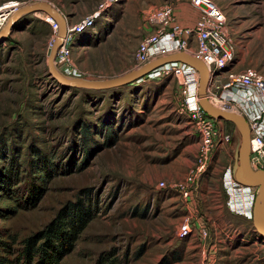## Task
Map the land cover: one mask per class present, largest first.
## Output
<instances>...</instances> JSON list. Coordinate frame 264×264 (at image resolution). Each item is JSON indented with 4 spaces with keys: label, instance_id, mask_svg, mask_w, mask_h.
Instances as JSON below:
<instances>
[{
    "label": "rangeland",
    "instance_id": "obj_1",
    "mask_svg": "<svg viewBox=\"0 0 264 264\" xmlns=\"http://www.w3.org/2000/svg\"><path fill=\"white\" fill-rule=\"evenodd\" d=\"M9 1L50 4L75 19L71 26L104 2L0 0V7ZM213 2L233 44L234 60L226 69L252 67L264 76V0ZM187 5L198 13L191 0H121L73 37V68L90 81L136 69L134 53L151 30L147 13L167 9L178 23ZM46 17L20 18L0 42V181L10 186L8 193L0 188V240L13 236V250H20L23 239L61 210L82 203L90 220L59 264H264V238L227 206L232 198L224 179L234 161V126L213 120L215 139L231 141L218 143L185 202L174 185L192 169L199 135L189 123L180 80L168 74L107 91L64 88L48 74L56 34ZM216 81L210 79L206 94L219 108L223 94L216 87L224 79ZM229 106L246 112L243 103ZM188 211L207 231L202 243L196 233L183 241L175 237Z\"/></svg>",
    "mask_w": 264,
    "mask_h": 264
},
{
    "label": "built area",
    "instance_id": "obj_2",
    "mask_svg": "<svg viewBox=\"0 0 264 264\" xmlns=\"http://www.w3.org/2000/svg\"><path fill=\"white\" fill-rule=\"evenodd\" d=\"M121 0H104L99 10L87 17L79 24L68 26L66 36L58 48L54 60L56 70L66 78H80L81 75L73 68L71 59L70 43L73 37L90 29L102 11L108 10ZM7 4V5H6ZM0 7V30L5 26L8 19L22 6L21 2L9 1ZM8 6V7H7ZM191 6L198 12V17L192 26H181L173 18L167 9L149 11L146 23L151 29L144 35L134 53L136 68L167 57L179 52H186L199 59L207 68L210 79L220 81L224 79L217 89H221L223 97L219 101V109L233 112L230 103H243L246 112L236 114L243 117L250 131V155L249 164L252 170L264 171V76L252 67L240 71L226 69L234 60L233 44L230 32L226 27V19L220 8L213 0H191ZM3 8V9H2ZM45 21L52 31L57 34L58 25L48 16ZM171 74L180 80V87L186 106L189 110V123L199 135L197 155L192 169L184 177L181 184L174 185L175 190L185 202H189L198 180L205 173L211 153L218 143L228 144L231 139L220 136L215 139L213 120L210 119L199 107L197 89L198 74L190 67L175 63L165 65L144 78H157ZM230 92L238 94L231 95ZM210 103L211 99L207 97ZM224 185L231 200L227 206L230 211L241 213L247 219H252V208L257 189L243 187L237 184L228 169L224 179ZM238 196L240 198H238ZM237 199H241L238 202ZM235 199V200H234ZM188 208V206H187ZM196 217L188 211L182 219L176 231V239L183 241L197 234L200 241L206 240L208 234L202 224L197 223Z\"/></svg>",
    "mask_w": 264,
    "mask_h": 264
},
{
    "label": "water",
    "instance_id": "obj_3",
    "mask_svg": "<svg viewBox=\"0 0 264 264\" xmlns=\"http://www.w3.org/2000/svg\"><path fill=\"white\" fill-rule=\"evenodd\" d=\"M36 13L45 14L58 25V32L48 49L47 69L49 76L64 88L107 91L135 83L153 71L168 64L180 63L192 68L199 77L197 97L198 105L201 110L212 120L232 124L238 134V139L234 146V161L231 168V175L237 184L243 187L257 189L252 208L251 222L255 233L264 238V171H254L250 167V131L248 124L240 115L234 112L221 110L208 101L206 91L209 86L210 76L206 66L199 59L189 53L179 52L159 58L140 68L107 80L90 81L80 78H66L56 70L54 60L56 52L66 36L68 24L64 16L50 4L41 2L23 6L18 9V11L11 15L5 26L0 30V42H3L8 37L20 18Z\"/></svg>",
    "mask_w": 264,
    "mask_h": 264
},
{
    "label": "trees",
    "instance_id": "obj_4",
    "mask_svg": "<svg viewBox=\"0 0 264 264\" xmlns=\"http://www.w3.org/2000/svg\"><path fill=\"white\" fill-rule=\"evenodd\" d=\"M0 182L2 191L8 193L9 181L5 179ZM88 214V209L82 203L61 210L43 230L23 239L19 243L20 250H13L14 244H17L13 236L8 242L0 240V264H59L72 251L79 233L89 222ZM115 262L108 263L101 259L98 264Z\"/></svg>",
    "mask_w": 264,
    "mask_h": 264
},
{
    "label": "crops",
    "instance_id": "obj_5",
    "mask_svg": "<svg viewBox=\"0 0 264 264\" xmlns=\"http://www.w3.org/2000/svg\"><path fill=\"white\" fill-rule=\"evenodd\" d=\"M196 11V10H195ZM197 12V11H196ZM178 13H181V15H182V17H179V16H176V18L178 19L177 21H178V23L179 24H184V27H188L187 25H185L186 23H187V21H185V20H183V18H184V16L185 17H187L188 18V20H190V21H196V19H197V17H198V13H194L193 11H191L190 9H189V6L187 5V6H185V9H183V10H179V12ZM63 15V14H62ZM64 16V18L66 19V21H67V24H68V26H71V25H73L74 23H75V19L74 18H70L69 16H65V15H63ZM195 19V20H194ZM185 21V22H184ZM112 21L109 19V24L111 23ZM194 24V23H193ZM181 25V26H182ZM108 40V39H107ZM106 40V41H107ZM201 243L203 242V241H200Z\"/></svg>",
    "mask_w": 264,
    "mask_h": 264
},
{
    "label": "bare ground",
    "instance_id": "obj_6",
    "mask_svg": "<svg viewBox=\"0 0 264 264\" xmlns=\"http://www.w3.org/2000/svg\"><path fill=\"white\" fill-rule=\"evenodd\" d=\"M7 5V4H6ZM8 7V6H7ZM191 55V54H190ZM137 69V68H136ZM209 83H210V78H209ZM212 104V103H211ZM213 105V104H212ZM214 106V105H213ZM216 107V106H215ZM218 108V107H217Z\"/></svg>",
    "mask_w": 264,
    "mask_h": 264
}]
</instances>
